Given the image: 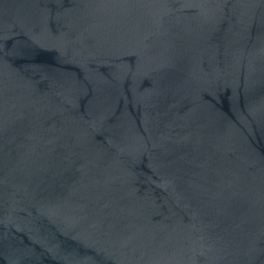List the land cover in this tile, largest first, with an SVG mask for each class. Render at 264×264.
Returning <instances> with one entry per match:
<instances>
[{"label":"water","instance_id":"1","mask_svg":"<svg viewBox=\"0 0 264 264\" xmlns=\"http://www.w3.org/2000/svg\"><path fill=\"white\" fill-rule=\"evenodd\" d=\"M0 264H264V0H0Z\"/></svg>","mask_w":264,"mask_h":264}]
</instances>
